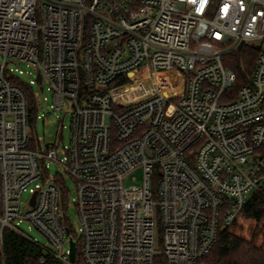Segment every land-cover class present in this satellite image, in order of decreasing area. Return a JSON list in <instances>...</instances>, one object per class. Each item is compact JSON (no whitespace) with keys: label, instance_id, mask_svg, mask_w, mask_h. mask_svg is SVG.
<instances>
[{"label":"built area","instance_id":"obj_1","mask_svg":"<svg viewBox=\"0 0 264 264\" xmlns=\"http://www.w3.org/2000/svg\"><path fill=\"white\" fill-rule=\"evenodd\" d=\"M243 49L257 56L239 83L225 63ZM34 83L69 113L67 143L34 139ZM262 188L264 0H0V244L9 229L63 264L70 241L85 264H198Z\"/></svg>","mask_w":264,"mask_h":264},{"label":"trees","instance_id":"obj_2","mask_svg":"<svg viewBox=\"0 0 264 264\" xmlns=\"http://www.w3.org/2000/svg\"><path fill=\"white\" fill-rule=\"evenodd\" d=\"M256 56L254 49L235 51L225 64L237 73L239 83H243L251 73ZM30 103L33 106V96H30ZM239 216L254 221L251 237L244 238L226 227L220 232L216 245L198 264H264V188L251 193ZM0 264L63 263L32 240L6 229L0 244ZM74 264H85L78 244Z\"/></svg>","mask_w":264,"mask_h":264},{"label":"rangeland","instance_id":"obj_3","mask_svg":"<svg viewBox=\"0 0 264 264\" xmlns=\"http://www.w3.org/2000/svg\"><path fill=\"white\" fill-rule=\"evenodd\" d=\"M204 26L199 25L196 29H194L195 34H203ZM12 68H18L23 70V74H19L16 72V75L25 83L29 84L30 80L34 78L33 75H28L25 73V71L31 70L30 67H27L25 63H19V64H12L10 65ZM168 80H170L169 85V91L172 95H176L180 92V88L182 85V81L175 76L174 73H170L167 76ZM133 80L130 78L128 81V84L132 83ZM156 82V79L154 80ZM31 87L34 90V93L40 98L41 100L43 97L47 98V101L45 105L42 103V107L38 109L39 114H44L39 119L35 120L32 124V131L33 136L35 140H39L41 146L44 148L45 146L53 145L54 143L62 144L67 143L69 140V132L66 129L62 128V125L68 126L69 124V113H64V111H58L56 114L52 112L50 109L51 104V93L49 90H47V85L45 83L43 84H37L34 83L31 85ZM130 91V90H129ZM128 91V92H129ZM115 92H118L116 90ZM61 132V133H60ZM49 165V178L54 177L58 172V166L54 162H48ZM143 171L142 169H137L133 171L126 179L125 184L127 186L131 185H141L143 183ZM65 187L67 192V199L68 202L65 203L66 209L64 211L65 216L69 219L71 229H72V236L75 241L79 238V220L78 215L76 213L75 206L73 204L72 199L76 197V191L73 181L70 178H66L65 181ZM29 194L27 192L22 193L21 195V201H22V207H26V203L29 199ZM254 221L248 218H244L242 216H238L235 223L229 226V229L236 233L237 235H240L244 238H250L251 237V228L254 226ZM21 228L31 237L35 238L41 245L47 246V240L46 238L34 227H32L29 223L24 222L21 224ZM257 243H259V239L257 240Z\"/></svg>","mask_w":264,"mask_h":264},{"label":"water","instance_id":"obj_4","mask_svg":"<svg viewBox=\"0 0 264 264\" xmlns=\"http://www.w3.org/2000/svg\"><path fill=\"white\" fill-rule=\"evenodd\" d=\"M242 45H239L238 50H240ZM40 79V77H38ZM76 257V247L73 241H70V254H69V260L71 263L75 262Z\"/></svg>","mask_w":264,"mask_h":264}]
</instances>
